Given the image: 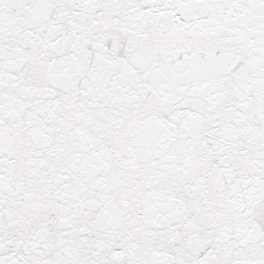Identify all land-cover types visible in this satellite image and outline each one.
Masks as SVG:
<instances>
[{
	"label": "snow or ice",
	"instance_id": "snow-or-ice-1",
	"mask_svg": "<svg viewBox=\"0 0 264 264\" xmlns=\"http://www.w3.org/2000/svg\"><path fill=\"white\" fill-rule=\"evenodd\" d=\"M0 264H264V0H0Z\"/></svg>",
	"mask_w": 264,
	"mask_h": 264
}]
</instances>
